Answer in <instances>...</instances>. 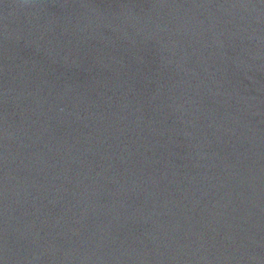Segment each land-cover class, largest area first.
Returning <instances> with one entry per match:
<instances>
[{
    "label": "water",
    "instance_id": "obj_1",
    "mask_svg": "<svg viewBox=\"0 0 264 264\" xmlns=\"http://www.w3.org/2000/svg\"><path fill=\"white\" fill-rule=\"evenodd\" d=\"M0 264H264V0H0Z\"/></svg>",
    "mask_w": 264,
    "mask_h": 264
}]
</instances>
